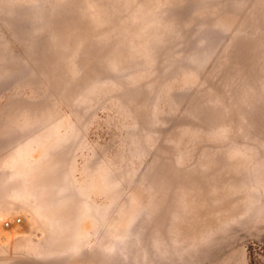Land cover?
Returning <instances> with one entry per match:
<instances>
[{
	"label": "rangeland",
	"instance_id": "rangeland-1",
	"mask_svg": "<svg viewBox=\"0 0 264 264\" xmlns=\"http://www.w3.org/2000/svg\"><path fill=\"white\" fill-rule=\"evenodd\" d=\"M0 264H264V0H0Z\"/></svg>",
	"mask_w": 264,
	"mask_h": 264
},
{
	"label": "built area",
	"instance_id": "built-area-1",
	"mask_svg": "<svg viewBox=\"0 0 264 264\" xmlns=\"http://www.w3.org/2000/svg\"><path fill=\"white\" fill-rule=\"evenodd\" d=\"M22 223V217L21 216H17L16 218H14L11 221H5L4 222V227L6 229H11L13 226H19Z\"/></svg>",
	"mask_w": 264,
	"mask_h": 264
}]
</instances>
